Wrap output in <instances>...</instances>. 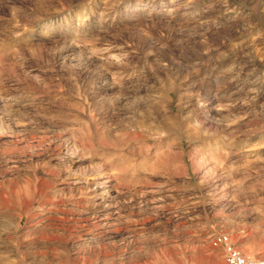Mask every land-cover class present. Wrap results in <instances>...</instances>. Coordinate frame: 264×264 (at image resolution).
Listing matches in <instances>:
<instances>
[{"label":"rangeland","instance_id":"rangeland-1","mask_svg":"<svg viewBox=\"0 0 264 264\" xmlns=\"http://www.w3.org/2000/svg\"><path fill=\"white\" fill-rule=\"evenodd\" d=\"M225 235L264 262V0H0V264Z\"/></svg>","mask_w":264,"mask_h":264},{"label":"built area","instance_id":"built-area-1","mask_svg":"<svg viewBox=\"0 0 264 264\" xmlns=\"http://www.w3.org/2000/svg\"><path fill=\"white\" fill-rule=\"evenodd\" d=\"M220 241L224 244L225 258L228 264H264L263 261L245 255L229 240L228 236H221Z\"/></svg>","mask_w":264,"mask_h":264},{"label":"bare ground","instance_id":"bare-ground-1","mask_svg":"<svg viewBox=\"0 0 264 264\" xmlns=\"http://www.w3.org/2000/svg\"><path fill=\"white\" fill-rule=\"evenodd\" d=\"M102 178H104V177H102ZM107 178V177H106ZM108 179V178H107ZM106 180V179H105ZM105 182V181H104ZM104 186V185H103ZM105 188H107L106 186H105Z\"/></svg>","mask_w":264,"mask_h":264}]
</instances>
